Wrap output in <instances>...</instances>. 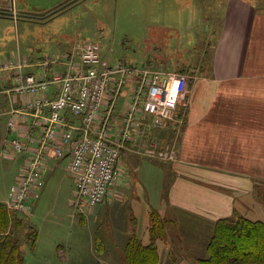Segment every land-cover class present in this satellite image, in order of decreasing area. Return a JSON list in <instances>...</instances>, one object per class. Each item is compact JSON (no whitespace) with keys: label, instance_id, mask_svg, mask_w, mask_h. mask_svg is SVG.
<instances>
[{"label":"rangeland","instance_id":"374dc122","mask_svg":"<svg viewBox=\"0 0 264 264\" xmlns=\"http://www.w3.org/2000/svg\"><path fill=\"white\" fill-rule=\"evenodd\" d=\"M68 1L0 0V10L38 17ZM223 2L77 0L45 19L0 15V61L18 55L32 60L42 55L54 56L74 43L92 41L100 46L101 55L108 63L190 71V66H195L192 63L207 60L212 54L216 39L214 24L221 19ZM186 105L181 99L175 109L174 119L179 126L182 122L178 117L183 115ZM0 119V132L4 133L6 118ZM151 135L150 141H155L164 134L156 130ZM68 162V158L55 161L56 165L44 175L39 198L31 195L23 201L27 207L18 210L7 207L13 215L20 216L25 210L30 214L23 218L26 224L18 231L16 242L25 241L30 233L26 220L37 231L34 245H25L21 263L102 264L103 260L105 264H125L126 238L135 232L142 242L148 241L147 196L152 204L155 182L162 176L166 162H171L122 150L114 191L93 208L77 204ZM20 165L21 158L16 154H0V202L8 200L9 188L16 182ZM178 259L181 258L170 256L166 263L176 264ZM191 260L185 258V264L193 263Z\"/></svg>","mask_w":264,"mask_h":264},{"label":"crops","instance_id":"0c3cea01","mask_svg":"<svg viewBox=\"0 0 264 264\" xmlns=\"http://www.w3.org/2000/svg\"><path fill=\"white\" fill-rule=\"evenodd\" d=\"M220 15L214 24L212 54L192 63L190 71H178L186 80L182 99L187 105L178 117L181 125L174 119L159 129L164 135L155 140L162 149L172 146L175 153L155 182L152 204L144 195L148 219L155 208L168 220L164 237L156 243L162 264L163 260L169 264L170 256L181 258L176 264L204 256L219 218L264 221V0H224ZM4 100L0 99V108L7 106ZM0 118L5 121L7 115L0 113ZM4 129L0 132L3 155V140L13 135L6 123ZM153 131L146 132L143 145L128 151L146 147ZM57 160L46 162L43 180ZM18 175L19 171L16 182Z\"/></svg>","mask_w":264,"mask_h":264},{"label":"built area","instance_id":"2783aa9c","mask_svg":"<svg viewBox=\"0 0 264 264\" xmlns=\"http://www.w3.org/2000/svg\"><path fill=\"white\" fill-rule=\"evenodd\" d=\"M185 81L178 71L108 63L92 41L35 60H1L0 99L7 106L0 113L13 134L3 143L6 153L23 159L7 207H27L23 201L42 188L46 162L65 157L77 204L100 205L112 192L121 151L143 145L148 130L174 121ZM160 145L149 141L137 152L175 159L172 146Z\"/></svg>","mask_w":264,"mask_h":264},{"label":"trees","instance_id":"16d2710c","mask_svg":"<svg viewBox=\"0 0 264 264\" xmlns=\"http://www.w3.org/2000/svg\"><path fill=\"white\" fill-rule=\"evenodd\" d=\"M264 206V188L261 191ZM28 214L13 215L0 202V264H22L21 243L33 246L37 231L26 220L30 233L25 241L16 242V236ZM167 219L154 208L149 211V240L144 243L135 234L128 236L123 249L125 264H160L157 240L166 233ZM99 241L96 237L95 244ZM206 254L190 264H264V221L244 217H223L216 220L206 243Z\"/></svg>","mask_w":264,"mask_h":264},{"label":"water","instance_id":"95a60500","mask_svg":"<svg viewBox=\"0 0 264 264\" xmlns=\"http://www.w3.org/2000/svg\"><path fill=\"white\" fill-rule=\"evenodd\" d=\"M74 2H77V0H70L67 3L61 5L58 8H55L54 10L49 11L48 13H46L45 15L42 16H35V15H29V14H25V13H15L13 11H2L0 10V15H7V16H12L14 18H28V19H45L48 17L53 16L54 14L58 13V11H61L62 9H64L65 7H67L68 5L73 4ZM28 216H30V214H28ZM26 244H23L22 246H20V250H19V254L22 255V251L24 250Z\"/></svg>","mask_w":264,"mask_h":264}]
</instances>
